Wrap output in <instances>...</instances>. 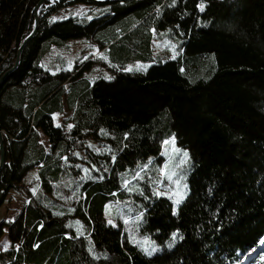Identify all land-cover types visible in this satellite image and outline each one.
Returning a JSON list of instances; mask_svg holds the SVG:
<instances>
[{
    "label": "trees",
    "instance_id": "trees-1",
    "mask_svg": "<svg viewBox=\"0 0 264 264\" xmlns=\"http://www.w3.org/2000/svg\"><path fill=\"white\" fill-rule=\"evenodd\" d=\"M37 1L0 0V76ZM79 3L100 10L91 21L52 22ZM70 39L100 53L71 71L41 67L52 45ZM154 39L172 42L175 58L154 56ZM134 61L152 63L124 71ZM94 66L108 75L89 80ZM0 128V206L30 170L38 179L0 223L9 241L0 264H237L264 237V0H49L0 85ZM172 137L189 157L175 215L168 197L153 195L175 157L163 153ZM138 171L144 179L133 181ZM114 202L128 207L110 225L104 209ZM152 244L160 250L148 256Z\"/></svg>",
    "mask_w": 264,
    "mask_h": 264
},
{
    "label": "rangeland",
    "instance_id": "rangeland-1",
    "mask_svg": "<svg viewBox=\"0 0 264 264\" xmlns=\"http://www.w3.org/2000/svg\"><path fill=\"white\" fill-rule=\"evenodd\" d=\"M99 8L87 5V4H72L69 6H66L60 11H58L56 14L52 16V18L56 19H63L68 16H78V17H92L93 14L97 13L99 11ZM99 13V12H98ZM153 40V52L154 56H168L173 57L176 55V49L172 42L169 40ZM95 53V55H93ZM100 53V50L98 49L97 45L89 40L85 39H70L66 42H63L60 45H52L46 53L43 54V56L40 59V64L44 65V68L49 70L50 72L54 73L59 71L61 68L66 69L69 66L73 68L77 64H81V61H84L85 57H88V59L93 58L94 56H97ZM152 62L147 61H134L129 63L128 67L132 69L137 70H145ZM84 75L89 79L93 80L98 75H104L107 76L108 73L105 71V69L100 68L98 66H94L89 71H86ZM70 113L66 112L62 115H58V120H63L64 117H67ZM55 124H58L56 121ZM70 126V124L68 125ZM176 148L180 149L176 146ZM180 152H174L172 148L171 141L167 146H164L163 153L167 156V159L172 156V154H175V157L170 163V167L168 169L169 175L172 173L177 174V178L181 179L182 183L180 186V192L183 193V189L185 191L184 185L186 183L185 181V174H186V163L189 159L188 155L187 157H184L183 152L184 149H180ZM168 162V161H167ZM165 165V164H164ZM22 187L18 190H11L8 193V196L5 200V202L0 206V223L2 221H9L14 218L16 213L23 207V205L27 202V195L30 192H35L38 188V179H37V169L30 170L26 177L24 178L22 182ZM158 190L164 191L169 193V195H172L176 191L175 183L169 182L168 180H164L163 186L159 187ZM184 194V193H183ZM168 197V196H166ZM177 199L175 195H173L172 199H170L173 203V201ZM113 207H110L109 204L104 209V216L109 221L111 220L113 224L115 225L117 220L124 218L126 215L124 210L127 209L128 204L124 203H111ZM174 207V204H173ZM176 207V206H175ZM115 217L114 219L112 217ZM264 238V237H263ZM260 246V247H259ZM9 247V241L6 234V231H4L2 237L0 238V249H6ZM153 247H158L152 244L151 246H143V249H147L151 251ZM258 247L260 249L259 253H264V245L259 244ZM249 253H251L249 255ZM245 257L241 259V261L237 264H251V260L255 259L259 253H256V251H250Z\"/></svg>",
    "mask_w": 264,
    "mask_h": 264
},
{
    "label": "snow or ice",
    "instance_id": "snow-or-ice-1",
    "mask_svg": "<svg viewBox=\"0 0 264 264\" xmlns=\"http://www.w3.org/2000/svg\"><path fill=\"white\" fill-rule=\"evenodd\" d=\"M174 3H175V0H174ZM197 8H198L200 11H203L204 6H203L202 4H201V5H197ZM88 19L91 21V20L93 19V17H88ZM52 22H53V23L56 22V18H53ZM152 31L155 32V29H153ZM93 55H95V53H93ZM99 58H100V59H104V57H103L102 55H101ZM173 58H175V57H173ZM84 59L87 60L88 57H85ZM81 62H83V61H81ZM110 66H111V65H110ZM41 67H44V65L41 64ZM64 70H65V71H71L72 69H71V66H69L68 68H66V69H64ZM124 71H132V69H131V68H127V69H124ZM182 71H183V70H182ZM54 74H55V73H53V75H54ZM106 79H111V77H106ZM55 115H56V114H53V119H55ZM55 126H56V127H59V124H56ZM69 127H72V126L70 125ZM101 133L106 135V133H104V130H103V129H101ZM124 138H125V139L128 138V134H127V133H125V137H124ZM171 143H172V148H173V151H174V152H180V151H181L180 149L176 148V146H175V137H172V138H171ZM168 144H169V140H165V141H163V145L167 146ZM98 154H99V153H98ZM77 155H79V154H77ZM183 155H184V157H187L188 154H187L186 151H184V152H183ZM65 159H67V158H65ZM112 161H113V163H115V161H116V157H115L114 155L112 156ZM77 167H79V165H77ZM146 169H147V165L144 166V169H143V170H146ZM143 170H142V171H143ZM84 171L87 172L88 170H87V169H84ZM160 174H161V177H162L163 179L160 181L159 187H162V186H163V182H164V180L166 179V180H168L169 182H174V183H175L176 191H175L172 195H169V193H167V192L160 191V190H154V191H153V195H154L155 197H157V198H159V197H161V196H168L169 199H172L173 195H175V196L177 197V199H175V200L173 201V204H174L173 215H175V214H176L175 206L179 205V204L182 202L183 198H184V194H182V193L180 192V190H179L182 181H181V179H178V178H177V174H176V173H172L171 175H169V173H168V169H167V162L165 163L164 166L161 167V169H160ZM101 179H102V177H101ZM143 179H144V177L141 175V172H139V171L136 172L135 176L133 177V181H135V180H141V181H142ZM133 181L124 180V181H123V187H125L129 192L136 191V192H138L139 195L143 196V195H144V191H143V189L140 188L139 186H137L136 189H133V188L128 187ZM184 188L186 189V188H187V185H184ZM144 198H145V199H148V197H146V196H145ZM106 207H107V206H106ZM142 217H143V213L141 214V216H140L138 219H142ZM124 222H125V223H128L129 221H128V220H125ZM108 223H109L110 225L113 224V222H112L111 220H109ZM113 226H114V225H113ZM177 234H178V233H173V234H172V239H173V241L175 240ZM259 244L264 245V238H262V239L259 241ZM171 246H172V245L169 244V247H171ZM143 250L145 251V254L148 255V256H152L155 252L159 251V249H158V248H155V247H153V248L151 249V251H149V250H147V249H143ZM252 251H255V249H253ZM250 254H251V253H249V255H250ZM260 260H261L262 264H264V256H261Z\"/></svg>",
    "mask_w": 264,
    "mask_h": 264
},
{
    "label": "water",
    "instance_id": "water-1",
    "mask_svg": "<svg viewBox=\"0 0 264 264\" xmlns=\"http://www.w3.org/2000/svg\"><path fill=\"white\" fill-rule=\"evenodd\" d=\"M48 1L49 0H38L37 3L34 5L32 26L25 34V36L22 38V40L20 41L19 45L16 48L15 60L13 65L0 76V85L3 82V80L6 78V76L18 66L25 44L36 34L38 30L41 11ZM93 1L107 2L110 0H93ZM4 162H5V152H4V143H3V131L0 128V169L2 168Z\"/></svg>",
    "mask_w": 264,
    "mask_h": 264
}]
</instances>
